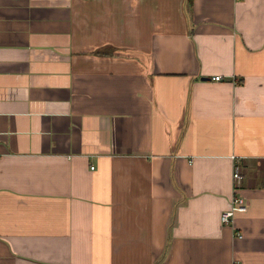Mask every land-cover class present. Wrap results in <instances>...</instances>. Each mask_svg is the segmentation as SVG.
Listing matches in <instances>:
<instances>
[{
  "label": "crops",
  "instance_id": "0c3cea01",
  "mask_svg": "<svg viewBox=\"0 0 264 264\" xmlns=\"http://www.w3.org/2000/svg\"><path fill=\"white\" fill-rule=\"evenodd\" d=\"M0 264H264V0H0Z\"/></svg>",
  "mask_w": 264,
  "mask_h": 264
},
{
  "label": "built area",
  "instance_id": "2783aa9c",
  "mask_svg": "<svg viewBox=\"0 0 264 264\" xmlns=\"http://www.w3.org/2000/svg\"><path fill=\"white\" fill-rule=\"evenodd\" d=\"M214 78L220 79L221 75H216ZM233 175L236 180L241 179V174L238 170V167L235 168ZM235 188H237L236 185ZM248 207L249 202L247 198L236 189L231 198L230 207L225 209L221 214L222 222L225 224H232L234 216L237 214V212H245L248 210ZM238 236H242V233H238Z\"/></svg>",
  "mask_w": 264,
  "mask_h": 264
},
{
  "label": "water",
  "instance_id": "95a60500",
  "mask_svg": "<svg viewBox=\"0 0 264 264\" xmlns=\"http://www.w3.org/2000/svg\"><path fill=\"white\" fill-rule=\"evenodd\" d=\"M202 78H207V77H202Z\"/></svg>",
  "mask_w": 264,
  "mask_h": 264
}]
</instances>
